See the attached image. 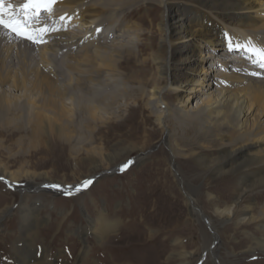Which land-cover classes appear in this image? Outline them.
<instances>
[{
	"label": "rangeland",
	"instance_id": "1",
	"mask_svg": "<svg viewBox=\"0 0 264 264\" xmlns=\"http://www.w3.org/2000/svg\"><path fill=\"white\" fill-rule=\"evenodd\" d=\"M171 2V6L179 4V0ZM165 11L167 7L157 1L140 2L116 11L119 27L112 28H117L115 34L119 37H115V41L108 40V44L130 42L137 52L123 50L122 61L114 70L121 84L112 79L103 80L102 90L99 87L98 95L108 106L102 111L101 120L87 118L79 111L85 105L91 107L93 95L89 91L70 90L76 94V113L69 121V128L73 130L70 141L57 137L51 126L40 135L32 112H23L20 106L11 105L6 114L0 116V161L9 169H27L45 174L49 179L33 180L40 186L47 184V188L22 191L0 181V210L8 208L10 212L0 223V264H13L12 247L23 244L26 227L20 209L32 210L36 205L35 217L39 222L36 227L37 247L32 250L37 253L33 259L38 264H264V250L247 251L256 237H263L261 231L253 225L238 226L235 220L225 221L216 213L217 207L224 208L231 203L238 174L231 176L229 181L217 183L193 158H173L165 144L163 129L156 120L157 114L167 108L163 105L151 113L146 105L148 95L141 97L139 92L140 87L149 92L151 87L147 79L155 80L158 75V64L153 61L150 43L156 52L162 47L164 57H169L168 42L165 47L160 45L164 35L159 30V23ZM208 14L213 23L219 24L216 32L209 35L216 38L215 45L203 42L200 49H195L190 40L186 43L191 50L202 54L206 69L210 68V61L214 58L216 61L240 58L247 66L264 68L257 57L243 47L253 45L254 39L249 38L256 35L254 32L240 34L242 45H239L235 26L225 23L216 11ZM185 23L193 26L190 20ZM197 24L195 29L200 27L199 21ZM229 37L231 42L222 44ZM35 56L30 55L33 63L39 60ZM53 59L54 65L67 77L64 64L74 65L76 57L74 53L60 50ZM243 69L248 71L246 67ZM194 70L177 69L167 76L170 80L183 81L185 85L186 80L200 76V71ZM216 80L218 78L212 76L206 78L211 84ZM188 85L192 83L188 82ZM163 98L172 112V119L180 121L175 118L179 105L174 95L164 93ZM196 100L194 98L190 104L195 110L190 113V119L182 120L187 127L196 117ZM114 111H117V117ZM253 118L255 115L251 120ZM178 132L183 134L180 130ZM187 132L191 146L196 144L190 148L208 155L215 154L219 141L212 142L206 136L192 140L194 132ZM230 134L231 137L235 135L234 132ZM93 146L101 152L95 151ZM113 150L121 155L115 163L108 157L114 154ZM127 163L128 167L121 169ZM232 168L231 173L239 172L236 164ZM176 171L181 179L176 176ZM95 175L99 177L82 191L53 190L54 184L72 187ZM27 181H17L15 185L22 187ZM208 192L219 198L212 201ZM190 197L196 200L200 215L191 209ZM249 199L252 214L258 215L264 209V185L251 191ZM241 203L244 207L245 202ZM91 220L94 226H91ZM105 223H113L115 229L102 235L101 224L104 226ZM210 223H215V231ZM97 227L100 233L94 235ZM250 230L254 234L246 239V232ZM186 252V257L179 256Z\"/></svg>",
	"mask_w": 264,
	"mask_h": 264
},
{
	"label": "bare ground",
	"instance_id": "2",
	"mask_svg": "<svg viewBox=\"0 0 264 264\" xmlns=\"http://www.w3.org/2000/svg\"><path fill=\"white\" fill-rule=\"evenodd\" d=\"M151 1H157L167 7L159 23V30L164 35L160 45L165 47L168 42L170 49L167 59L164 57L162 47L156 52L150 43L153 61L158 64V75L155 80L147 79L146 82L151 87L149 92L140 87L141 97L148 95L146 105L151 113L163 105L167 108L158 110L160 112L156 120L163 129L165 144L173 158L181 156L184 159L193 158L198 165L207 169L208 175L217 183L229 181L231 176L238 174L234 182L231 203L224 208L217 207L216 213L225 221L235 220L238 226H255L263 237H256L247 251L252 252L255 248L264 250V209L258 215H253L249 199L251 191L264 185V68L247 66L240 58L217 61L214 58L210 59L211 66L206 69L202 54L191 50L186 44L190 40L195 49H200L203 42L215 45L216 38L209 35L216 32L219 24L212 22L208 12L216 11L218 15L220 14L218 17L225 23L235 26L234 30L238 31V33L235 31L237 33L235 37H238L239 45H242L239 35L250 31L256 34L249 38L254 39L253 45L264 48V0H179V4L175 6H171L172 0H54V2L44 0L45 3H50L49 13L40 10L38 17L29 22L34 29L45 27L50 29L39 34L41 42L36 43L22 38L0 27V116L5 115L11 105L20 106L23 112L27 110L32 112L31 116L39 128L40 135L45 134L47 128L51 126L57 137L70 141L73 130L69 128V121L76 113L74 107L76 94L70 90L77 89L87 90L93 95L91 107L88 105L81 107L80 113L92 120H101L102 111L108 106L106 107V102L98 95L99 87L103 80L112 79L121 84L122 81L116 77L114 70L122 61L123 50L126 49L128 53L137 52L130 42L108 44V40L115 41V37H119L115 34L117 28H112L119 27L116 11L140 2L148 4ZM26 2L27 0H6V5L10 3L19 13L20 7ZM16 3L19 5L16 6ZM7 18L5 16V19ZM153 20L154 18L151 21ZM186 20L192 21L193 26L186 25ZM198 21L200 27L195 29ZM229 42L230 37L227 41L223 40L222 44L226 45ZM40 44H43L42 47ZM60 50L74 53L76 57L74 65L71 63L74 67L71 64H64L67 77L62 75L61 68L54 65L53 57ZM32 53L39 57L35 63L31 61L32 58L30 59ZM243 67L248 71H244ZM195 68L200 71V76L186 80L185 85L183 81L174 78L170 80L167 76L173 70L193 71ZM174 75L178 77L177 74ZM207 76L218 80L212 84L207 83ZM188 82L192 85H188ZM74 86L76 88H73ZM168 91L174 95V100L179 105L175 118L180 121L172 119V112L165 104L163 94L169 93ZM194 98L197 99L196 117L191 122L192 125L187 127L182 120H189L190 113L195 111L190 107ZM113 114L115 117L118 116L117 111ZM253 115L255 118L251 120ZM179 130L182 135L179 134ZM188 130L194 132L192 140L206 136L212 142L219 141L215 154L208 155L190 148V138L186 136ZM232 132L235 133L234 137H231ZM93 149L100 151L97 147ZM113 153L108 157L110 162L115 163L120 154L116 151ZM233 164L239 167L236 174L231 173ZM0 175L10 183V187L19 188L21 191L47 188V184L40 186L33 180L40 178L49 180L45 174L27 169H9L1 161ZM176 176L181 179L179 172ZM24 179L28 180L27 184L22 187L15 185L17 181ZM87 181L91 182L87 186L86 181L72 187L54 184L53 190L81 191V186L86 189L95 180L90 178ZM207 195L212 201L219 198L211 192ZM189 200L191 209L200 215L201 210L195 203L196 200L193 197ZM241 202H245L244 207L241 206ZM36 207L37 205L34 208ZM34 208L26 211L20 209V217L26 232L23 235V244L12 247V253L15 255L13 264H38L33 259L37 253L32 250L36 246V227L39 224ZM9 214L8 208L0 210V223ZM88 217L86 215L90 220ZM89 222L94 226L92 220ZM214 224L210 223L213 231L216 226ZM112 225L113 223H105L104 226L101 224V234H107L115 229ZM93 233L94 235L100 233L98 227ZM246 233V239L252 238L254 234L251 230ZM187 254L186 252L179 256L186 257Z\"/></svg>",
	"mask_w": 264,
	"mask_h": 264
},
{
	"label": "snow or ice",
	"instance_id": "3",
	"mask_svg": "<svg viewBox=\"0 0 264 264\" xmlns=\"http://www.w3.org/2000/svg\"><path fill=\"white\" fill-rule=\"evenodd\" d=\"M51 2H54V0H51ZM41 9L50 11V3H45L44 0H27V2L20 7L19 13H17L10 3L6 5V0H0V27H3L5 30L17 36L39 43L41 42L39 34L49 31L50 29L46 27L34 29L29 22L38 17V13ZM5 16L8 18L5 19ZM61 19H63V17H61ZM243 47H246L253 56L257 57L260 66L264 67V48H257L254 45H244ZM230 50H233L231 45ZM89 183L91 182L86 181L85 186Z\"/></svg>",
	"mask_w": 264,
	"mask_h": 264
},
{
	"label": "water",
	"instance_id": "4",
	"mask_svg": "<svg viewBox=\"0 0 264 264\" xmlns=\"http://www.w3.org/2000/svg\"><path fill=\"white\" fill-rule=\"evenodd\" d=\"M126 167H128V163L126 164V165H124L121 169H123V168H126ZM108 171H106V172H104V173H101V174H105V173H107ZM99 177V175H95V176H93L92 178H93V181L96 179V178H98ZM0 181H3V182H5L9 187H10V183L8 182V181H6L5 179H2L1 177H0ZM81 191L82 190H84L85 188H83L82 186H81ZM80 191V190H79Z\"/></svg>",
	"mask_w": 264,
	"mask_h": 264
}]
</instances>
